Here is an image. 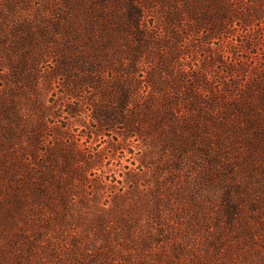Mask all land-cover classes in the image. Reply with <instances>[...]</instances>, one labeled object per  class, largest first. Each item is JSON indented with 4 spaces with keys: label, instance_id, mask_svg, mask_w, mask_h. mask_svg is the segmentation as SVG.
<instances>
[{
    "label": "rangeland",
    "instance_id": "obj_1",
    "mask_svg": "<svg viewBox=\"0 0 264 264\" xmlns=\"http://www.w3.org/2000/svg\"><path fill=\"white\" fill-rule=\"evenodd\" d=\"M101 1L0 0V120L19 163H35L39 131L55 175L50 197L24 198L0 145V264H264V0H229L260 11L221 35L191 30L211 0H131L138 26L119 19L130 0ZM94 60L106 96L73 94L60 62L78 79ZM120 78L125 123L97 132L94 104L115 111Z\"/></svg>",
    "mask_w": 264,
    "mask_h": 264
},
{
    "label": "trees",
    "instance_id": "obj_2",
    "mask_svg": "<svg viewBox=\"0 0 264 264\" xmlns=\"http://www.w3.org/2000/svg\"><path fill=\"white\" fill-rule=\"evenodd\" d=\"M134 1V0H133ZM133 1H128L127 4V8H128V12H124L123 15L121 14L119 19L126 21L127 24H129L130 26H138L140 25L141 21H142V11L137 9L134 6ZM101 2H103L102 4L104 5V7L106 6V3L108 2V0H102ZM211 5L214 8V11L216 12V16L215 17H209L208 15L205 17L203 15V17H193V21L195 22L196 27L191 28V30H203L204 28L207 29L209 31V34H213V35H221L223 33H227V29H226V23H232L234 21H241L243 25H249L255 18H257V15L259 13V9H256L255 7H249L248 8V12L247 13H243L241 11H239L238 9H236L233 4H228L229 0H211ZM229 6L233 7L231 8L232 11L234 12L233 14L229 13ZM230 11V12H232ZM108 18V17H107ZM206 20L207 22L204 23L203 21ZM248 44H246L247 46ZM131 60V65H130V69L127 68V71H129V73L132 71H135L134 68H136V64L138 61V58H130ZM62 64V68L63 71L62 73L64 75H66V77L69 78V80L71 81V83L73 84V89H71L72 93H78L82 87H84L85 85H92L95 89H98L99 92L101 94H104L106 96V93H104L105 91L104 89V84L106 83L104 81V78L99 75L101 73V69H102V62L100 61H91L90 65H87V61H85L84 65H81L82 67L84 66L85 71L84 73H86L85 75H82L80 78L78 79H72V76L70 74V70L65 67V63L64 62H60ZM124 63H121V65ZM126 70V69H125ZM125 79V80H124ZM118 79L117 81H115V85L120 87V91L121 94L118 96H113L110 98V100H112L114 103H116V105H114V110H111L109 108L108 105L105 104H100V103H95L94 104V118L95 120L98 122V131H102L104 130V128L108 125H114L116 123H125V121L123 120V113L121 112L122 109H125L127 104L131 102V98H132V90L128 89V85L133 82L131 79ZM257 89L254 90V92L258 91L257 96H259L262 101L264 102V87H261V85L257 84ZM191 94V93H189ZM104 97V96H103ZM107 97L103 98L106 99ZM104 101V100H103ZM236 108L239 110V113L242 115H247L252 116V112L254 111H258V109L253 106V105H242V104H236ZM78 109H72L71 112L75 113L77 112ZM154 116H158V113L154 112L152 113ZM169 118H171L172 116H174V112H173V108L168 109L167 114H166ZM227 115V114H226ZM229 115V114H228ZM231 116V115H229ZM4 120H0V145L1 146H5V152L3 154V160H1L2 165L5 166L6 168V174L12 179L14 180V174L13 172H17L20 169H22L24 171L23 175L25 176V178L22 180V188H18L19 183L17 185H15V190L16 192H14L11 197L12 200L17 201L18 199L21 198V190L23 191V196L24 198H29L32 199L35 203L39 202H43V198L42 200L41 194L46 195L47 197H50L49 194V190H48V185H46L45 183L47 181H52L54 180V171L50 168V167H45L43 165V163H41L39 161V136L37 133L35 132L32 135V140L35 141V150L32 153L33 159H35V163L31 162L32 159L29 161H22V162H18V158H17V153L14 150V148L11 146V142L12 139L14 137L17 136V132L16 129L14 127V125H9L4 123ZM127 132H136V133H140V129H135V130H131L126 128ZM96 132V133H97ZM10 143V144H9ZM25 154V153H23ZM53 154L54 153H50L49 154V159L53 158ZM67 158L68 155H65ZM45 182V183H44ZM45 185H44V184ZM21 185V184H20ZM44 186V187H43ZM12 188V189H13ZM43 195V196H44ZM9 196V197H10ZM23 198V199H24ZM10 200V199H9ZM251 234V233H250ZM250 237H252V234L250 235ZM255 237V235H254ZM252 237V238H254Z\"/></svg>",
    "mask_w": 264,
    "mask_h": 264
}]
</instances>
